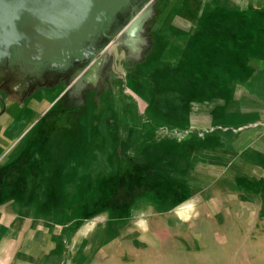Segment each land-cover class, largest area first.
Masks as SVG:
<instances>
[{
  "label": "crops",
  "instance_id": "obj_1",
  "mask_svg": "<svg viewBox=\"0 0 264 264\" xmlns=\"http://www.w3.org/2000/svg\"><path fill=\"white\" fill-rule=\"evenodd\" d=\"M206 2L212 8L225 7L237 14L264 13L263 0ZM177 3L182 5L181 0L172 4ZM194 13L181 6L176 19L153 28L152 36L176 40L166 45L181 49L172 59L175 63L206 64L202 65L206 80L183 76L185 84L196 79L195 87L192 84L186 91L181 86L171 92L175 95L171 110L177 117L169 125L155 124L159 130H149L148 138L146 119L135 126L124 112H118L116 116L121 115L111 125L121 128L123 145L115 146L106 158L98 156L96 136L103 132L97 127L103 119L97 121L102 105L112 101L110 91L118 87L115 80L111 89L67 87L63 81L70 75L67 70L72 63L65 65L51 58L29 60L14 52L7 64L0 62V76L5 74L3 67L11 74L0 91V169L20 158L24 163L22 187L18 180L0 182V264H34L35 250L40 248L43 254L49 247L52 207H57V221L67 220L69 208L73 215L79 208L75 217L81 221L84 207L90 212L103 200L107 185L118 177L120 165L146 171L147 187L129 203L127 220L136 217L133 222L139 229L144 232L152 226L155 234L169 242L195 245L194 238L184 234L176 240L172 226L178 223L240 222L246 209L260 205L264 199V31L257 30V23L228 26L194 22ZM227 30L251 31L246 41L255 49L260 45L262 53L230 58L196 53L199 44L205 46L204 41L208 48L226 47ZM155 39L145 43L142 54L160 56L153 61L160 66H155L156 79L165 45ZM229 61L235 65L226 67ZM125 77H131L128 66ZM142 78H147L146 71L138 74L135 85H141ZM185 93L217 97L212 103L191 99L179 104L178 96ZM65 111H69L67 119ZM133 128L138 132L130 131ZM110 211L105 207L99 212L108 217Z\"/></svg>",
  "mask_w": 264,
  "mask_h": 264
},
{
  "label": "rangeland",
  "instance_id": "obj_2",
  "mask_svg": "<svg viewBox=\"0 0 264 264\" xmlns=\"http://www.w3.org/2000/svg\"><path fill=\"white\" fill-rule=\"evenodd\" d=\"M181 2L182 5L172 4L176 3V0H136L134 9L126 8L119 15L120 19L117 20V25L103 28L97 50H101L104 64L100 67L103 70L101 74L98 73L99 75L95 76L98 78L95 80L92 77L89 82L86 79L80 78L78 81L75 79V83L73 79L77 74H81L82 65L76 63L67 70L70 75H67L63 81L64 86L67 84V87L82 85L85 87L104 86L111 89L115 88L113 85L115 81L118 85L117 88L110 91L112 92V101L107 102V106L102 105L104 109H102V115L98 117L97 122L99 123L103 119L102 124H99L101 126L97 127L98 131L103 132L96 136L98 156L103 154L106 158L111 156L115 146L121 148V128L111 125V122H115L121 115L116 116L118 112L122 114L124 112L125 117L132 120H130L131 125H141L140 120L146 119L144 129L148 138L149 130H159L155 124L162 122L169 125L177 117L176 113L171 110L170 103L175 101V95H171V92L176 88L180 90L181 86L188 91L192 84L195 87L196 79L204 78L206 80L205 72L207 71L202 67L206 64L175 63L172 59L176 58L181 49L173 50L166 45L170 42L174 43L176 40L165 36L155 39L154 35L152 36L153 28L161 26L165 21L171 22L176 19L181 6L186 9L190 7L195 11L191 16L194 22L226 23L228 26L234 23H257V30L262 33L264 31V13L242 12L237 14L225 7L212 8L206 0H181ZM242 28H249V26ZM225 33L226 47L208 48L204 41L205 46L201 47L199 44L195 50L196 53L220 54L229 56V58L240 53L242 55L262 53L263 48L260 45L257 46V49L254 46L249 47L246 39L251 31L227 30ZM241 33L242 41L238 37ZM151 39L165 45L163 47L165 53L161 56L163 60L161 72L158 70L159 63H156L158 67V72L155 74L156 79L153 78L156 66L153 61L158 60L160 56H155L153 53L142 54L143 46ZM232 65L235 64L230 61L225 64L226 67ZM127 66L131 77H125ZM3 69L5 74L0 76L3 78L0 79V91L1 86L6 83L4 81L9 77L8 69L6 67ZM145 71L147 78L140 79V81H144L141 85H135L139 81L138 74ZM186 75H194L196 79L189 80V83L185 84L184 77ZM113 77L115 78L113 79ZM8 85L7 83L6 86ZM126 88L130 92H127ZM178 97L179 104H185L191 99H194L195 102L212 103L217 96L186 94ZM224 97L227 100L229 98L226 95ZM81 101L82 99L79 103ZM110 102L111 104H109ZM181 113L185 114V112ZM109 122L110 125L107 124ZM163 128L165 129V127ZM167 130L169 132L168 128ZM130 131L134 134L138 132L134 128ZM101 139L102 141H100ZM129 181L127 176L120 177L113 188H107L105 197L107 199L98 203V207L111 209L108 217H105L101 212L93 214V210L87 212V207H84L80 221V217H75L79 215V208L74 215L69 208L65 216L67 220L57 221V207L54 209L52 207L49 247L47 252L44 248L43 254H41L40 248L35 250L34 264H264V199L260 201V205L253 209H246L248 216H243L240 222L178 223L172 226L174 235H177L176 240L181 234L188 238H194L195 245H183L178 241L169 242L165 238L162 239L160 235L155 234V229L152 226L143 232L133 222L136 217L127 220L129 203L136 195L135 193L140 192L137 190V181L134 180L131 184ZM125 189L130 192L129 195L128 193L125 195ZM59 218L61 219V216ZM86 228L88 229L85 230ZM189 243L191 242L189 241Z\"/></svg>",
  "mask_w": 264,
  "mask_h": 264
},
{
  "label": "water",
  "instance_id": "obj_3",
  "mask_svg": "<svg viewBox=\"0 0 264 264\" xmlns=\"http://www.w3.org/2000/svg\"><path fill=\"white\" fill-rule=\"evenodd\" d=\"M129 1L0 0V62L7 64L14 52L29 60L51 58L68 65L84 41L97 33L107 13L125 7ZM89 52L94 54L95 50ZM100 58L98 55L86 66L76 81L88 77L87 71L95 69Z\"/></svg>",
  "mask_w": 264,
  "mask_h": 264
},
{
  "label": "flooded vegetation",
  "instance_id": "obj_4",
  "mask_svg": "<svg viewBox=\"0 0 264 264\" xmlns=\"http://www.w3.org/2000/svg\"><path fill=\"white\" fill-rule=\"evenodd\" d=\"M135 4H136V0H130L127 4H125V7L111 11L110 13L108 12L105 21L102 22L101 25L99 26L97 33L91 35L88 40L86 39L84 41V45H83L84 47L79 53H77V55L71 56L70 63L72 64H76L79 61L84 62L80 73L84 70V68H86V66H89L91 62L93 61L95 62L98 55L101 56L99 63L98 62L95 63L96 64V66L94 67L95 69L87 71L88 77L84 76L82 79L88 80L90 77H95L98 73L101 74L103 70H101L100 67L104 64L103 62L104 59H102L101 50H97V49L99 46V37H101L102 35L103 28L117 25V20L120 19L119 15L122 14L126 10V8L130 10L134 9ZM92 50H95L94 54L89 52ZM85 71H83L82 74Z\"/></svg>",
  "mask_w": 264,
  "mask_h": 264
},
{
  "label": "trees",
  "instance_id": "obj_5",
  "mask_svg": "<svg viewBox=\"0 0 264 264\" xmlns=\"http://www.w3.org/2000/svg\"><path fill=\"white\" fill-rule=\"evenodd\" d=\"M64 114V117L67 119L68 118V115H69V111H65L63 112ZM23 159L20 158L19 160L15 161V162H12L4 167H2L0 169V182H8L10 180H18V185L19 186H23L24 184V181H23V177H22V166H23ZM33 169H34V166H33ZM118 177L116 178L115 182L110 184L107 188H113V186L115 185L116 182H118V180L120 179V177H123V176H127L128 179H130L129 183L131 184L132 181L135 180V182L137 181V190L140 191V192H137L135 193L136 195H134L133 198H135L136 196H140L142 193H144L143 191L145 190V188L147 187L145 184H144V179H145V169H142V170H135V169H132V170H129L128 168H125L123 166H119V171H118ZM123 175V176H122ZM141 189V190H140ZM129 195V191H126L125 189V195ZM107 196V192L104 193L103 195V198L102 199H107L105 198ZM103 208L101 207H98V203H96L94 205V208H93V214L94 213H97L99 211H101ZM91 213V215H93Z\"/></svg>",
  "mask_w": 264,
  "mask_h": 264
}]
</instances>
